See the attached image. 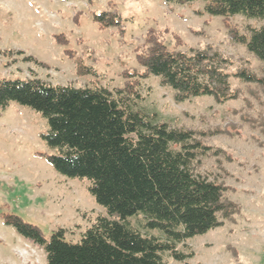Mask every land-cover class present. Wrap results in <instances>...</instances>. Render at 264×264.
I'll return each instance as SVG.
<instances>
[{
  "label": "rangeland",
  "instance_id": "rangeland-1",
  "mask_svg": "<svg viewBox=\"0 0 264 264\" xmlns=\"http://www.w3.org/2000/svg\"><path fill=\"white\" fill-rule=\"evenodd\" d=\"M206 2L186 4L164 0H0V49H20L47 63L49 69L0 55V80L37 76L53 84L90 86L113 90L123 87L126 70L142 71L136 54L149 29L176 33L183 49L211 45L234 61L233 73L248 67L264 77V62L232 39L222 17L205 13ZM116 10L124 19V30H102L93 13ZM240 34L260 27L264 20L237 15L228 18ZM55 35L67 41L61 44ZM166 39L174 45L170 35ZM86 73L79 74L78 66ZM90 71V73H89ZM96 74L93 75L92 73ZM239 94L224 104L212 97L176 102L174 92L156 77L142 81L139 108L156 113L173 127L206 133L201 139L211 147L198 172L228 187L227 197L238 211L222 227L179 244V251L194 252L184 262L164 253L170 264H264V87L232 77ZM46 121L32 110L12 103L0 112V264H46V254L4 223L17 215L34 224L46 240L58 229L65 239L77 243L95 219L105 214L87 191L89 182L69 179L44 158L53 154L41 139ZM214 133V134H211ZM217 151L216 155L212 153ZM142 215L129 224L144 235L165 239L160 231L147 230Z\"/></svg>",
  "mask_w": 264,
  "mask_h": 264
},
{
  "label": "trees",
  "instance_id": "trees-1",
  "mask_svg": "<svg viewBox=\"0 0 264 264\" xmlns=\"http://www.w3.org/2000/svg\"><path fill=\"white\" fill-rule=\"evenodd\" d=\"M164 1L186 4L197 0ZM204 1L205 13L224 18L232 39L264 62V25L240 34L228 21L237 15L264 20V0ZM93 21L102 30H124V19L116 10L94 12ZM55 39L67 43L63 35ZM183 46L176 33L149 29L136 54L143 70L124 71V86L113 90L99 84H53L33 69L27 78L0 80V112L15 103L39 114L47 126L41 139L54 151L44 158L62 176L87 180V191L105 210L77 243L65 239V229L46 240L36 225L17 215L6 216L7 226L45 252L46 264H170L164 253L184 262L194 252L179 251V244L185 246L186 241L222 227L237 213V204L227 197L228 187L198 172L203 157L211 151L201 140L206 133L173 127L156 113L139 108L140 88L143 80L156 77L174 92L176 102L212 97L224 104L238 98L232 77L262 87L264 77L248 67L231 73L234 61L211 45ZM0 55L9 60L6 66L22 61L50 68L20 49H0ZM78 73H86L83 66H78ZM139 215L147 230L160 231L165 239L144 235L131 226L129 219Z\"/></svg>",
  "mask_w": 264,
  "mask_h": 264
}]
</instances>
